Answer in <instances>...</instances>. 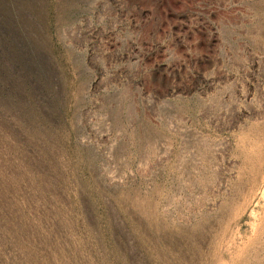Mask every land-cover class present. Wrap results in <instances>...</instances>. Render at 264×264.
<instances>
[{
  "label": "rangeland",
  "instance_id": "obj_1",
  "mask_svg": "<svg viewBox=\"0 0 264 264\" xmlns=\"http://www.w3.org/2000/svg\"><path fill=\"white\" fill-rule=\"evenodd\" d=\"M0 264H264V0H0Z\"/></svg>",
  "mask_w": 264,
  "mask_h": 264
}]
</instances>
